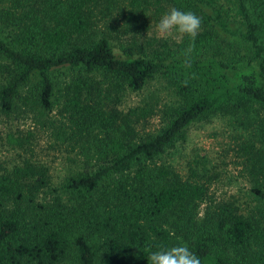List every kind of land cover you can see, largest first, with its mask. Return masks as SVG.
<instances>
[{
	"label": "trees",
	"instance_id": "obj_1",
	"mask_svg": "<svg viewBox=\"0 0 264 264\" xmlns=\"http://www.w3.org/2000/svg\"><path fill=\"white\" fill-rule=\"evenodd\" d=\"M168 1L201 17L203 28L177 49L148 51L136 31L152 0L0 7L7 30L0 36L1 112L21 104L45 116L59 101L65 118L50 122L54 134L93 153L75 158L60 182L50 165L29 157L0 172V264H62L72 251L80 264H149L152 252L176 246L178 236L189 238L201 264H264V116L258 142L244 146L260 212L224 201L201 218L208 186L159 162L196 121H250L253 109L264 112V0ZM232 17L244 31L232 30ZM157 75L178 104L157 133L139 137L137 124L152 108L125 111L122 99Z\"/></svg>",
	"mask_w": 264,
	"mask_h": 264
},
{
	"label": "rangeland",
	"instance_id": "obj_2",
	"mask_svg": "<svg viewBox=\"0 0 264 264\" xmlns=\"http://www.w3.org/2000/svg\"><path fill=\"white\" fill-rule=\"evenodd\" d=\"M152 2L154 4L150 10L140 17L142 24L136 31L146 51L149 48L152 49L151 45L160 50L164 48V45L177 49L180 45L188 44L189 37L186 35L175 38L158 36L156 24L163 14L176 6L168 0L159 2L152 0ZM12 3L13 0H2L0 7L5 10ZM179 10L188 11L187 8ZM231 19L233 31H244L245 28L238 20H235V17ZM1 29L0 27V34H2ZM5 33L0 36L7 35V30ZM223 33L228 35L226 31ZM130 37H132L131 34L130 36L123 35L122 39H130ZM236 37L237 35L234 34L232 41L239 43ZM114 45L117 53H120V44L114 43ZM139 51V49L136 50L138 54ZM67 75H63L62 79H66ZM178 100L175 89L163 76L157 75L149 80L143 90L126 92L120 107L125 111L136 106L152 108L150 116L141 118L137 124L138 136L143 137L157 133L166 125L168 111L178 104ZM56 104L54 111L45 116L21 104L10 115L0 110V172L5 167L29 157L50 165L54 179L60 182L77 164L74 161L75 158L85 160L93 156L92 152L84 153L78 146L76 150H73L75 145L62 143L54 134L50 122H60L65 118L63 105L59 101ZM249 116L250 121L245 119V115H215L209 119L196 121L189 127L186 138L179 140L177 144L168 149L159 161L170 166L184 178L192 176L208 186V195L201 205V218L224 201L234 202L246 213L260 212V207L250 192L256 182L251 174L244 146L246 142H258L257 126L264 112L255 108ZM14 139H20L25 146H20ZM180 244H187L192 251L188 237L178 236L176 245ZM74 254L72 251L62 264H80Z\"/></svg>",
	"mask_w": 264,
	"mask_h": 264
},
{
	"label": "clouds",
	"instance_id": "obj_3",
	"mask_svg": "<svg viewBox=\"0 0 264 264\" xmlns=\"http://www.w3.org/2000/svg\"><path fill=\"white\" fill-rule=\"evenodd\" d=\"M202 27V18L191 10L182 11L172 7L156 24L160 38L188 36L195 40ZM191 51V48L186 50ZM149 264H201V259L190 251L187 244L161 248L148 257Z\"/></svg>",
	"mask_w": 264,
	"mask_h": 264
}]
</instances>
